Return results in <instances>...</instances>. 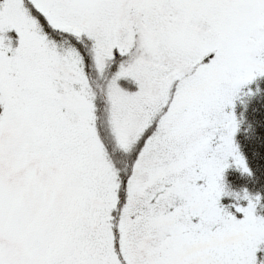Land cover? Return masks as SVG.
Masks as SVG:
<instances>
[{
	"label": "snow or ice",
	"instance_id": "1",
	"mask_svg": "<svg viewBox=\"0 0 264 264\" xmlns=\"http://www.w3.org/2000/svg\"><path fill=\"white\" fill-rule=\"evenodd\" d=\"M0 264H264V0H0Z\"/></svg>",
	"mask_w": 264,
	"mask_h": 264
}]
</instances>
